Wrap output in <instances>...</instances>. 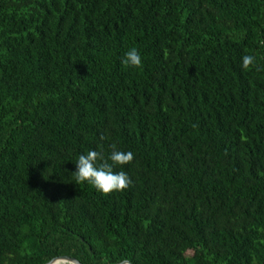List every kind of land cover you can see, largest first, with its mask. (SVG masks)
<instances>
[{"label":"trees","instance_id":"obj_1","mask_svg":"<svg viewBox=\"0 0 264 264\" xmlns=\"http://www.w3.org/2000/svg\"><path fill=\"white\" fill-rule=\"evenodd\" d=\"M58 255L264 264V0H0V264Z\"/></svg>","mask_w":264,"mask_h":264},{"label":"clouds","instance_id":"obj_2","mask_svg":"<svg viewBox=\"0 0 264 264\" xmlns=\"http://www.w3.org/2000/svg\"><path fill=\"white\" fill-rule=\"evenodd\" d=\"M254 57L245 55L242 58V67L248 69L254 65ZM121 63L125 66L142 68V58L136 48L125 53ZM105 159L100 151L91 150L86 155H80L76 161V171L73 174L76 184L88 182L98 192L108 195L114 191H123L132 185V180L125 171L114 172V166H123L130 164L134 160V154L131 151L123 152L115 150ZM109 160L111 163H109ZM100 161V163H97Z\"/></svg>","mask_w":264,"mask_h":264},{"label":"water","instance_id":"obj_3","mask_svg":"<svg viewBox=\"0 0 264 264\" xmlns=\"http://www.w3.org/2000/svg\"><path fill=\"white\" fill-rule=\"evenodd\" d=\"M83 264L79 259L76 257L70 256V255H58L53 258H51L48 262L45 264ZM117 264H133L129 260H124L122 262H119Z\"/></svg>","mask_w":264,"mask_h":264}]
</instances>
